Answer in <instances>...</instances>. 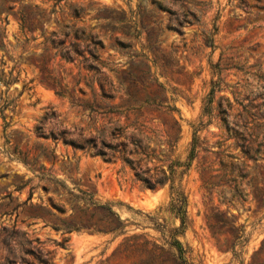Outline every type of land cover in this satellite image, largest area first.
Returning <instances> with one entry per match:
<instances>
[{
  "label": "rangeland",
  "instance_id": "obj_1",
  "mask_svg": "<svg viewBox=\"0 0 264 264\" xmlns=\"http://www.w3.org/2000/svg\"><path fill=\"white\" fill-rule=\"evenodd\" d=\"M0 264H264V0H0Z\"/></svg>",
  "mask_w": 264,
  "mask_h": 264
},
{
  "label": "trees",
  "instance_id": "obj_2",
  "mask_svg": "<svg viewBox=\"0 0 264 264\" xmlns=\"http://www.w3.org/2000/svg\"><path fill=\"white\" fill-rule=\"evenodd\" d=\"M157 111L171 115L172 111L163 112L160 109L156 108ZM151 106L139 105V106H129L123 110L119 108H110L105 113L108 115L121 116L125 115L127 118L131 115L141 117L149 110H156ZM130 126H126L125 128L120 127V130H127ZM149 128L144 124L139 125L135 131L138 132L139 135L145 134L146 130ZM82 149H87L86 146H79ZM88 151L93 152L94 155L103 158L106 162L112 163L121 161L123 163L122 168L118 171L119 174H125L126 165L131 167V170L134 171L135 181L141 183L142 186L148 187L150 189H156L157 187H163L169 184L170 187V210L181 220V228H185L186 225V216H187V197L184 194L180 185L177 184L178 177V168L182 166V164H177L172 167L169 166L168 170L160 169L156 174H150V171H142L140 168L139 162L136 163L133 157L146 156L147 154L141 149V147L135 144V148L128 149V145L122 143L120 145L113 146L112 144H106L102 142V146L99 147L97 143L93 146H90ZM195 151V143L192 147V153L190 155V159L194 158ZM85 197L83 198L84 203L88 208H93L95 211L105 210L109 212L111 215H116L113 212V209L110 205L102 204L100 201L94 199L93 194L84 193ZM31 199V198H29ZM69 231L76 229L71 226ZM100 232L101 230H93ZM178 249L181 251L182 246L180 242L177 241Z\"/></svg>",
  "mask_w": 264,
  "mask_h": 264
}]
</instances>
